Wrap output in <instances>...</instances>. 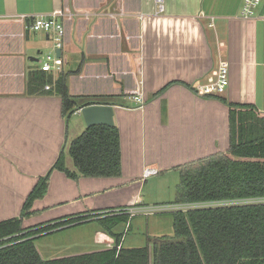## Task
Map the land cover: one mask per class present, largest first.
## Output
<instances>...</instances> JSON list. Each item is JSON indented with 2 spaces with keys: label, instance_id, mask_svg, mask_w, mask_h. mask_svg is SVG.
I'll list each match as a JSON object with an SVG mask.
<instances>
[{
  "label": "crops",
  "instance_id": "crops-1",
  "mask_svg": "<svg viewBox=\"0 0 264 264\" xmlns=\"http://www.w3.org/2000/svg\"><path fill=\"white\" fill-rule=\"evenodd\" d=\"M244 1L162 0L159 13L157 0H0V222L21 216L62 153L77 172L70 146L87 126L82 114H63L55 85L62 73L72 97L114 106L122 175L75 180L53 171L25 229L145 208L149 180L226 153L230 104L264 116V0L249 19ZM56 11L66 28L64 65L49 74L40 68L49 35L20 18ZM221 63L230 68L227 91L201 95ZM148 169L157 174L147 177Z\"/></svg>",
  "mask_w": 264,
  "mask_h": 264
},
{
  "label": "trees",
  "instance_id": "trees-1",
  "mask_svg": "<svg viewBox=\"0 0 264 264\" xmlns=\"http://www.w3.org/2000/svg\"><path fill=\"white\" fill-rule=\"evenodd\" d=\"M40 80L42 85L53 82L51 77ZM67 81L68 75L62 73L55 82L66 117L85 106L108 105L72 97ZM229 123V150L182 167L175 201V204H227L175 211L174 236L156 239L152 247L126 248L118 242L100 252L44 259L35 243L38 237L95 217L78 216L34 229L23 228V220L33 214L34 202L47 194L52 172L59 170L75 180L81 176L122 175L117 126L87 128L70 146L77 172L66 167L62 153L49 173L39 179L21 216L0 222V264H264V116L252 106L230 104ZM247 200L262 202L231 204ZM129 218L126 214H114L95 220L103 223L105 219Z\"/></svg>",
  "mask_w": 264,
  "mask_h": 264
},
{
  "label": "rangeland",
  "instance_id": "rangeland-1",
  "mask_svg": "<svg viewBox=\"0 0 264 264\" xmlns=\"http://www.w3.org/2000/svg\"><path fill=\"white\" fill-rule=\"evenodd\" d=\"M83 102L80 101V103ZM79 118L83 120V117ZM75 119L77 117L71 120ZM179 185L180 173L176 171L166 176L155 177L143 186L141 192L147 204L146 211L134 216L123 213L130 217L127 221L105 219L103 223L95 219L108 216L97 215L94 220L57 229L58 231L38 237L36 246L42 257L48 260L104 251L115 247L118 242L126 248L152 247L156 239L174 236L173 213L184 209L182 206H177L179 204H175ZM253 202H262V200H247L231 204ZM225 204L227 203H218L214 206ZM187 208L189 207L185 210Z\"/></svg>",
  "mask_w": 264,
  "mask_h": 264
},
{
  "label": "built area",
  "instance_id": "built-area-1",
  "mask_svg": "<svg viewBox=\"0 0 264 264\" xmlns=\"http://www.w3.org/2000/svg\"><path fill=\"white\" fill-rule=\"evenodd\" d=\"M263 0H245L242 8V17L245 19L253 18L256 15V12ZM158 11L159 13L164 11V5L162 0H157ZM63 13L61 11H56L52 14L45 15H36L33 17L22 16L20 18L21 21H29L30 23L27 25V28H30L34 32H44L49 35V40L51 42V50L43 56V62L41 65V70L46 73H55L60 74L63 69L64 60L62 56H58V50H62L65 45L66 38V28L61 18ZM230 86V68L226 63H221L219 65L217 75L215 77H210L207 83L199 86L198 92L204 96H220L224 94L228 87ZM49 90L50 87H47ZM135 100L138 103L143 102V98L140 95L135 97ZM82 108L77 110L75 113L81 114ZM146 176H152L157 174V171L148 169L145 172ZM218 203L224 202H215V203H199V204H179L177 206H182L184 210L195 209V208H203V207H217L214 206ZM222 206V205H218ZM146 208H135L134 206L127 208L126 210L117 211L116 214L128 213L131 216H134L138 213L146 211ZM154 209V208H152ZM151 210V209H149ZM178 210V211H179ZM150 213V212H146Z\"/></svg>",
  "mask_w": 264,
  "mask_h": 264
},
{
  "label": "water",
  "instance_id": "water-1",
  "mask_svg": "<svg viewBox=\"0 0 264 264\" xmlns=\"http://www.w3.org/2000/svg\"><path fill=\"white\" fill-rule=\"evenodd\" d=\"M61 56V50L57 52ZM81 114L87 128L94 126H115V108L112 105H90L82 108Z\"/></svg>",
  "mask_w": 264,
  "mask_h": 264
}]
</instances>
